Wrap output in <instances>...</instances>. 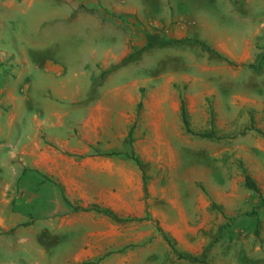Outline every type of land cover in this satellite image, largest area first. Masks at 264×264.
I'll return each instance as SVG.
<instances>
[{"label":"rangeland","instance_id":"1","mask_svg":"<svg viewBox=\"0 0 264 264\" xmlns=\"http://www.w3.org/2000/svg\"><path fill=\"white\" fill-rule=\"evenodd\" d=\"M12 1V8L0 3V11L6 13L0 27L10 46L50 44L51 48L44 53L48 59L45 67L54 70L50 80L72 78L74 72L82 71L79 68L83 64H88L87 70L93 72L94 79L83 101L115 91L138 74L141 76V61L131 60L134 65L123 67L125 61L104 69L100 59L106 51L129 48L132 41L141 40V34H131L129 26L112 24L110 17H106L121 16L119 19L125 22L135 18L141 24V0ZM162 1L165 24L161 33L154 35L159 39L188 41L149 52L146 57L152 66L158 61L153 70H168L161 78L170 90L164 105L171 106L175 101L179 110L178 119L173 115L166 118L171 128L183 133V139L173 134L169 141L173 146L186 143L188 148L181 149L177 165L157 174L154 202L167 217L163 228L169 230L172 246L199 258H180L165 242L169 251L164 264H264V0H209L207 14L198 18H180L172 2ZM80 13L81 18L73 17ZM128 13L136 17L130 18ZM64 14L70 18L65 19ZM94 51L96 55L92 57ZM9 64V59L0 61V76L13 73L14 67ZM151 86L146 84L143 92L139 90L145 95L141 112L147 111V105H159L157 96L150 95L155 89V85ZM181 98L195 134L183 128ZM46 99L57 102L51 97ZM62 106L77 110L67 102ZM41 110L35 103L25 107V117L12 127L13 137L23 130L22 120L31 124ZM2 125L7 131V125ZM156 128L150 124L142 139H147ZM206 132H214L215 137L201 138L199 134ZM13 150L10 141L0 134V191L9 179ZM160 174L163 176L159 177ZM246 175L254 179L260 193L246 186ZM31 190L26 189L27 196L24 190L19 192L20 198L13 205L22 211L18 213L21 219L35 225H0V264H71L69 259L81 249L79 242L87 228L61 230L48 238L41 213L49 202L42 191ZM29 194L37 197L30 201ZM3 208L0 203L2 216L8 212ZM177 209L183 214L182 220L175 216ZM5 218L7 222L8 217ZM107 259L106 264H124L117 257Z\"/></svg>","mask_w":264,"mask_h":264},{"label":"crops","instance_id":"2","mask_svg":"<svg viewBox=\"0 0 264 264\" xmlns=\"http://www.w3.org/2000/svg\"><path fill=\"white\" fill-rule=\"evenodd\" d=\"M162 2L141 0V24L135 21L134 13H128V17L134 18L131 22L121 21V16L106 14L112 24L129 26L131 34H141V40L132 41L129 48L121 46L102 53V66L105 69L123 65L125 60L133 59L135 63L141 61L142 74L91 101L82 100L87 90H91L94 79L93 72L87 70L88 64H83L79 68L82 71L74 72L72 78L50 80L54 70L45 67L48 59L44 58L50 44L12 48L0 27V61L9 59V66L14 67L13 73L0 76V134L14 149L9 160V179L3 182L0 191L3 195L0 203L4 204V211L8 210L6 215L0 214V225L33 227L35 222L21 219L18 213L22 211L13 204L23 190L25 196L26 189L42 191L49 206L41 213L45 226L44 229L41 225V231L45 230L48 238L61 230L73 232L77 227L87 228L79 242L81 249L69 259L71 264H106L108 256L117 257L124 264L135 261L165 263L169 247L162 233L169 238L170 235L169 230L163 228L167 217L154 202L159 181L157 174L177 165L181 161V149L188 145L173 146L169 141L173 134L183 139L182 131L171 128L166 118L173 115L178 119L179 109L175 101L171 106L164 105L170 92L168 83L161 82L163 72L154 73L156 70L152 69L158 66V61L152 66L146 57L149 52L160 50L159 47L149 50L148 37L161 33L164 28ZM165 2H172L180 18L202 17L209 10V0ZM0 3L7 8L14 6L12 0H0ZM0 12L1 24L6 13ZM73 17L81 18L82 13ZM64 18L70 16L64 14ZM131 38L133 40L132 35ZM95 55L94 51L92 57ZM129 64H133L131 60L123 67ZM146 65L151 67L145 68ZM41 72L45 74L40 75ZM146 84L155 85L150 95L157 96L159 105L156 108L147 105V111L141 112ZM49 97L57 102L46 101ZM66 102L77 110L63 107ZM141 102L143 107L139 110ZM32 103L41 106V114L28 125L22 120L23 130L18 137H13V125L19 124L20 118L25 117V107ZM3 123L7 125V131L3 130ZM150 124L157 128L151 130L147 139H142ZM131 131L132 144L129 141ZM135 157L144 165V171ZM181 157L185 159V156ZM28 196L30 201L37 197L35 194ZM180 210L185 212L183 208ZM180 210H176L175 216L182 220Z\"/></svg>","mask_w":264,"mask_h":264},{"label":"trees","instance_id":"3","mask_svg":"<svg viewBox=\"0 0 264 264\" xmlns=\"http://www.w3.org/2000/svg\"><path fill=\"white\" fill-rule=\"evenodd\" d=\"M192 40V39H191ZM194 40V39H193ZM186 41H188V39H159V37L157 35H150L148 37V47H149V50L153 49V48H156V47H159V48H163L165 46H172L174 44H178V43H185ZM136 57V56H135ZM134 58V56L132 57ZM264 58V57H262ZM174 58H171V60H173ZM130 60H133V59H129V60H125L126 63ZM168 60V58L166 59ZM177 61H179V59H176ZM262 64V60H260L259 62V65ZM164 71H168V70H164L162 68H156V71H154V73H159V72H164ZM170 71H173V69H171ZM143 104L142 102L139 104V110L142 108ZM180 116H181V120L183 122V127L185 129V131L187 133H191V134H195L193 133L192 129L190 128V121H189V115H188V111H187V108H186V103H185V100L184 98L182 99L181 98V106H180ZM201 138H214L215 137V133L214 132H206V133H201L199 134ZM132 131L129 135V141L130 143L132 144ZM136 160V162L138 163V165L141 167V170L144 171V165L142 164V162L139 160V158H134ZM144 180L146 181V177H144ZM246 186L256 192V193H260V189L258 188L256 182L254 181V179L250 176V175H246ZM64 201L66 203H69L68 200L64 197ZM165 241L172 247V250L175 254H177L180 258H190V259H194V260H197L199 261V258L198 257H193L191 255H186V254H183L184 252H179L174 246H172V243H171V240L170 238L165 234V233H162ZM202 262H204V260H202Z\"/></svg>","mask_w":264,"mask_h":264}]
</instances>
